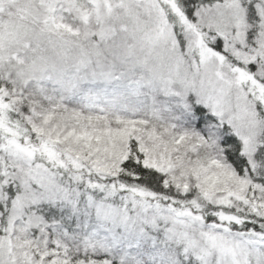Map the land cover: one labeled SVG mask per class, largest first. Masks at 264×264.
Instances as JSON below:
<instances>
[{
	"label": "snow or ice",
	"instance_id": "obj_1",
	"mask_svg": "<svg viewBox=\"0 0 264 264\" xmlns=\"http://www.w3.org/2000/svg\"><path fill=\"white\" fill-rule=\"evenodd\" d=\"M0 264H264V0H0Z\"/></svg>",
	"mask_w": 264,
	"mask_h": 264
}]
</instances>
